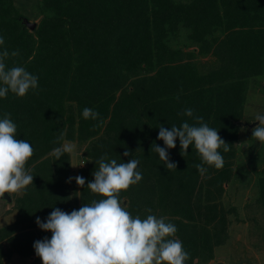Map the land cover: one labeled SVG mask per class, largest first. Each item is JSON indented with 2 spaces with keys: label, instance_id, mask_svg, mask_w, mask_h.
I'll return each instance as SVG.
<instances>
[{
  "label": "trees",
  "instance_id": "1",
  "mask_svg": "<svg viewBox=\"0 0 264 264\" xmlns=\"http://www.w3.org/2000/svg\"><path fill=\"white\" fill-rule=\"evenodd\" d=\"M34 1L32 14L40 21L31 30L14 0H0L5 41L0 51L19 50L5 60L6 67L22 66L38 77L37 89L24 97L9 92L0 98V119L10 114L16 138L33 148L25 167L34 177L33 185L14 200V222L0 228V245L7 244L0 257H29L30 250L13 242L23 235H32L35 242L51 239V232L33 229L37 218L46 222L53 208L71 213L79 200L81 207L100 199L87 185L94 180L97 161L107 154L118 163L139 160L142 180L119 194L120 200L129 199L131 215L144 219L151 209L159 218L169 212L177 218L166 221L178 227L175 234L189 238H181L184 250L208 264L213 246L225 237L227 218L217 202L232 178L247 84L257 79L253 85L264 88V0ZM181 31L199 55L213 50L220 63L216 69L200 75L190 62L193 51L171 47ZM85 107L99 118L84 119ZM186 108L230 145L226 153L219 149L221 169L208 167L201 175L194 167L201 163L194 146L182 156L178 138L176 147L167 149L176 170H167L151 149L154 143L166 147L158 139L160 125L170 129L195 123L181 115ZM75 140L89 142L88 166L78 175L85 179L80 199L68 194L69 154L59 160L54 154L63 142ZM125 151L130 155L125 157ZM262 163L256 184L264 207V159Z\"/></svg>",
  "mask_w": 264,
  "mask_h": 264
},
{
  "label": "clouds",
  "instance_id": "2",
  "mask_svg": "<svg viewBox=\"0 0 264 264\" xmlns=\"http://www.w3.org/2000/svg\"><path fill=\"white\" fill-rule=\"evenodd\" d=\"M4 44L0 36V46ZM18 55L19 50L10 53L5 48L0 51V98H5L9 92L24 97L29 90L38 87V77L24 67H6L5 60ZM181 115L193 118L195 123L184 122L170 129L160 125L158 139L166 147L154 143L151 149L158 153L167 170H176L177 165L170 162L167 149H174L178 138L181 155L187 154L190 145L194 146L201 160L194 167L201 175L208 167L221 169L224 158L219 149L223 148L226 153L230 145L216 129L204 122L202 116H194L193 109L186 108ZM82 116L97 120L99 113L85 107ZM255 119L259 124L253 129L252 138L264 143V115L258 114ZM16 131L17 125L10 114L5 113L0 119V197L5 193H21L33 185L34 177L25 167L33 155V148L26 140L17 139ZM65 151L71 148L54 149L57 160ZM123 155L127 157L130 152L125 151ZM97 163L98 170L93 172L94 180L87 188L100 199L92 200L90 205L83 204L71 213L53 208L46 222L37 218V226L52 233L51 239L34 243L42 264H185L189 254L178 238H172L177 228L166 222L167 217L157 218L151 214V209L146 210L149 214L144 219L139 215L134 217L121 203L119 194L142 180V173L137 171L139 160L133 158L127 163H118L104 154ZM75 182L80 187L85 185L81 176L75 177Z\"/></svg>",
  "mask_w": 264,
  "mask_h": 264
},
{
  "label": "rangeland",
  "instance_id": "3",
  "mask_svg": "<svg viewBox=\"0 0 264 264\" xmlns=\"http://www.w3.org/2000/svg\"><path fill=\"white\" fill-rule=\"evenodd\" d=\"M14 5L22 19L28 21V24H33L34 28L31 30H34L40 21V16L36 17L32 14L35 1L14 0ZM185 35L186 32L181 31L179 38H177L178 40L171 42V47L174 49H181L184 53L193 51L190 62L196 65L197 73L200 75L216 69L220 63L218 61L219 59L213 53V50L206 56L199 55L197 46L188 43ZM184 61H187V59L185 58ZM251 80H249L247 84L248 90L245 93L246 102L244 105V116L241 119L242 122L240 121V126L242 128H240L238 134L239 144L236 157L233 159L232 178L228 184L224 185V193L220 201L217 202L218 208L223 209L227 218L225 237L220 245L213 246L212 260L208 264H264V207L258 200L259 191L256 184L258 178L261 176L260 170H262L263 167L264 143L252 138L253 129L259 124L255 117L258 114L264 115V88L253 85L257 79H254V82ZM88 145V141L80 143L77 140L72 142L68 141L61 145V148H71V151H65L70 156V178H72V184L68 194L75 196L76 199H80V188L75 182V177L79 175L80 169L88 166V160L85 157ZM49 173L54 175L53 171ZM49 178L50 177L47 176V179ZM50 190V188L48 189L46 187L47 194H50ZM51 193L54 195L53 191H51ZM7 194L11 197V203L8 204L2 200L0 201V228L14 222L17 214L14 200L22 196V192ZM121 203L127 210L129 209V199L122 198ZM80 204L79 200L76 210H79ZM161 213L164 217H167L168 220L177 219L170 216L169 212L165 213V211H163ZM181 221L184 222L182 219ZM176 228L178 229V227ZM211 228H213L212 225L208 227L209 230ZM38 229L40 228L36 226L33 230L37 231ZM172 238H178L179 240L181 238H186L189 240L187 237H179L176 234L175 237ZM35 239L37 238L32 235H23L17 240H13L14 244L16 241V244L19 245L20 248H24L23 250H25V248L30 250L29 254L31 255L27 257L28 259L19 261L17 258H13V260L8 259L6 261L3 260V256H1L0 264H42L41 259L37 257L35 253ZM180 241L184 243L183 239ZM210 243L216 244L213 239ZM5 245L7 244L0 245V252L2 250L7 252V247ZM9 247L13 246L10 244ZM193 259L189 255L187 262L191 264H203L201 262L204 259L202 256Z\"/></svg>",
  "mask_w": 264,
  "mask_h": 264
},
{
  "label": "water",
  "instance_id": "4",
  "mask_svg": "<svg viewBox=\"0 0 264 264\" xmlns=\"http://www.w3.org/2000/svg\"><path fill=\"white\" fill-rule=\"evenodd\" d=\"M29 26L30 29H33V24H27ZM258 123V122H257ZM0 199L4 200L5 202H7L8 204L11 203V197L5 193V195L3 197H0Z\"/></svg>",
  "mask_w": 264,
  "mask_h": 264
},
{
  "label": "crops",
  "instance_id": "5",
  "mask_svg": "<svg viewBox=\"0 0 264 264\" xmlns=\"http://www.w3.org/2000/svg\"><path fill=\"white\" fill-rule=\"evenodd\" d=\"M65 143H67V142L65 141V142H63L62 144H65ZM32 257L37 258V257H35V256H32ZM13 258H17L19 261H24V260L28 259V258H25V259L22 260V259L19 258L18 255H16V254H15V255H12L10 258L3 257L2 259L7 261L8 259L13 260ZM28 261L31 262L30 260H28Z\"/></svg>",
  "mask_w": 264,
  "mask_h": 264
}]
</instances>
